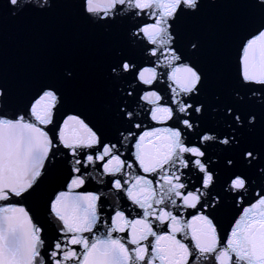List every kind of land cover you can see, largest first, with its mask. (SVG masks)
Listing matches in <instances>:
<instances>
[{
  "label": "snow or ice",
  "instance_id": "obj_1",
  "mask_svg": "<svg viewBox=\"0 0 264 264\" xmlns=\"http://www.w3.org/2000/svg\"><path fill=\"white\" fill-rule=\"evenodd\" d=\"M0 264H264V0H0Z\"/></svg>",
  "mask_w": 264,
  "mask_h": 264
}]
</instances>
